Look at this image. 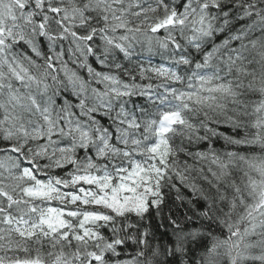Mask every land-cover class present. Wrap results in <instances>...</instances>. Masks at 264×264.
<instances>
[{
    "label": "snow or ice",
    "instance_id": "6c2138e0",
    "mask_svg": "<svg viewBox=\"0 0 264 264\" xmlns=\"http://www.w3.org/2000/svg\"><path fill=\"white\" fill-rule=\"evenodd\" d=\"M0 264H264V0H0Z\"/></svg>",
    "mask_w": 264,
    "mask_h": 264
},
{
    "label": "trees",
    "instance_id": "16d2710c",
    "mask_svg": "<svg viewBox=\"0 0 264 264\" xmlns=\"http://www.w3.org/2000/svg\"><path fill=\"white\" fill-rule=\"evenodd\" d=\"M156 62H160V61H156ZM165 201H166V204L168 206H171V208L173 209V212L174 213H177L179 214L181 217H183V215L185 214V212L187 211V215L189 216H193V220L192 221H188L187 223L189 224H192L193 226H196L195 225V218H194V212L199 209L200 205H196V208L192 209V210H188L189 206L182 202V201H177L175 199L177 193H173L175 192L174 190L173 191H169L168 189H165ZM182 193L186 196H189L190 197V193L187 192L186 189H182ZM195 203V202H193ZM160 219L161 218H153L151 220V225L153 227L154 230H157V226L159 225L160 223ZM165 229L163 227H159L158 228V231H157V234L159 235V233L161 232H164Z\"/></svg>",
    "mask_w": 264,
    "mask_h": 264
},
{
    "label": "bare ground",
    "instance_id": "6f19581e",
    "mask_svg": "<svg viewBox=\"0 0 264 264\" xmlns=\"http://www.w3.org/2000/svg\"><path fill=\"white\" fill-rule=\"evenodd\" d=\"M173 193H175V194H176V192H173Z\"/></svg>",
    "mask_w": 264,
    "mask_h": 264
}]
</instances>
